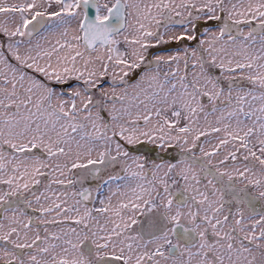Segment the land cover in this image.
Wrapping results in <instances>:
<instances>
[{"label": "snow or ice", "instance_id": "snow-or-ice-1", "mask_svg": "<svg viewBox=\"0 0 264 264\" xmlns=\"http://www.w3.org/2000/svg\"><path fill=\"white\" fill-rule=\"evenodd\" d=\"M0 264H264V0H0Z\"/></svg>", "mask_w": 264, "mask_h": 264}]
</instances>
